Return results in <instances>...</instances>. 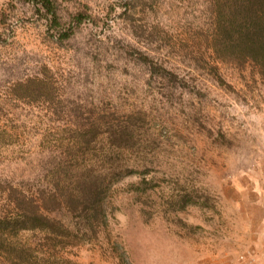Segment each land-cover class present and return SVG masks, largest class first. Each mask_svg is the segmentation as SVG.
<instances>
[{"label":"rangeland","instance_id":"rangeland-1","mask_svg":"<svg viewBox=\"0 0 264 264\" xmlns=\"http://www.w3.org/2000/svg\"><path fill=\"white\" fill-rule=\"evenodd\" d=\"M210 2L0 0V215L44 188L81 264H261L264 80Z\"/></svg>","mask_w":264,"mask_h":264},{"label":"trees","instance_id":"trees-1","mask_svg":"<svg viewBox=\"0 0 264 264\" xmlns=\"http://www.w3.org/2000/svg\"><path fill=\"white\" fill-rule=\"evenodd\" d=\"M28 1L52 16L54 24H61L55 0ZM210 1L214 20L210 49L217 61L251 66L264 80V0ZM85 18L78 16L76 25ZM8 193L11 213L0 215L1 264H81L68 251L73 238L61 233L63 221L54 217L64 206L62 194L15 187Z\"/></svg>","mask_w":264,"mask_h":264},{"label":"crops","instance_id":"crops-1","mask_svg":"<svg viewBox=\"0 0 264 264\" xmlns=\"http://www.w3.org/2000/svg\"><path fill=\"white\" fill-rule=\"evenodd\" d=\"M263 252H264V250H263ZM259 259H261V261L263 262V263L261 262V264H264V254L262 255V253H261V255L259 256Z\"/></svg>","mask_w":264,"mask_h":264}]
</instances>
